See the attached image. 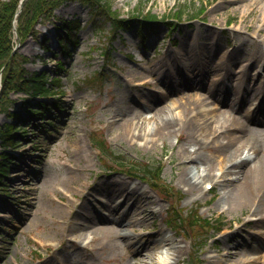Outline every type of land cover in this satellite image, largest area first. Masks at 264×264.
I'll return each instance as SVG.
<instances>
[{"label": "rangeland", "instance_id": "rangeland-1", "mask_svg": "<svg viewBox=\"0 0 264 264\" xmlns=\"http://www.w3.org/2000/svg\"><path fill=\"white\" fill-rule=\"evenodd\" d=\"M110 1L121 18H132L133 15L143 17L150 14L155 15L158 21L151 27L145 25L139 31L131 27L117 30L114 36L112 34L110 36L112 26L108 17L97 13L85 0H70L54 12L53 16L39 21L31 33L33 35H28L16 44L18 54L29 59L26 66L29 71L40 68L39 56H41L45 71L61 73L59 85L62 86L60 89L62 93L46 99L37 96L31 99L44 100L49 105L56 103L57 109L52 110L54 113L49 112V115L43 116V119L33 118L24 112H22V117L25 119L23 121L15 120L10 116L21 108L22 98L29 97L25 93H11L10 103L7 104L9 112L0 111V125L20 124L28 132L27 137L18 140V147L14 148L12 145L7 147L13 157L9 161L10 167L6 177L3 178L6 191L0 190V264H137L135 260L141 255L140 251L121 240L109 239L99 234H95L94 238L90 232L85 237L71 234L76 225L69 226L60 235L57 234L60 229L57 227L59 225L52 221L51 209L38 212V205L33 203L37 200L33 190L36 183L40 184L44 178H53L61 182L67 170L71 169V162L75 161L74 151L80 146L79 140L83 141L93 162L90 165L91 170L84 174V181L89 183V189L79 191L80 198L78 195L73 200L70 196L73 204L82 200L86 203L88 197L92 199L91 203H94L97 210L106 214L104 203L100 202V205L96 201V198L106 195L94 191L106 180H124L131 187L138 186L156 200V203L151 205L156 211L155 216L147 211L144 215L145 226L140 227L136 234H141L145 240L155 238L161 231H166L168 236H174L180 245L185 247V254L177 264H193L195 255L199 256V264H209L205 259L210 256L215 264H233L235 260L224 254L229 248L237 245L241 247L244 245L250 249L252 256L255 251L259 252L254 253L256 257L261 258L257 264H264V217L249 222L247 208L233 210L227 205L221 207L225 203L218 204L222 187L215 180L201 179L200 188L195 190H190L179 181L177 162L184 155V152L180 151L181 146H185L187 151L195 149L185 132L181 138L178 137V133H174L153 146L146 145V141L141 137L136 140L123 138L119 134L118 127L110 124L117 113L118 105L130 104L134 110L148 117L160 108L171 106L175 115L179 116L182 114L179 110L183 106L192 107L193 103L207 99L205 90L169 86L167 83L169 76L167 73L163 76L161 65V61L171 52L178 50L185 43L188 45V39L193 32L196 34L197 45L210 46L206 39L207 34L202 30L205 26L215 31L220 51L228 52L229 60L234 61L232 67L234 71L246 66L244 52L252 53L259 49L258 60L253 65V70L249 69L250 78L245 87L250 89L252 94L256 87L255 80L260 78L258 84L263 86L264 91V83L262 84L264 34L256 32L255 23H248V27L246 26V39L234 32V28L242 27V20L247 17L243 9H239L237 5L244 4L245 9L248 4L252 11L250 17L260 19L264 17V11H260L264 8V0ZM217 4L220 6L215 12L213 7ZM179 11L184 12L182 18L179 22L169 20L174 24L169 30L165 25L166 17L174 16ZM211 17L215 19L213 25ZM93 18H96L102 29H95L91 24ZM63 19H77L81 24V29L72 31L77 38L76 46L68 43L67 54L59 49L55 50V54L51 51L45 52L44 46L53 45L54 28ZM240 48L241 50H237ZM216 60L217 57L214 61ZM62 63L64 66L60 65ZM100 71L104 73L102 75L105 76L104 82H102L103 78L87 81L97 76ZM220 72L213 69L205 77L207 80L210 78L215 80ZM165 76L166 80L163 78ZM250 94L249 98L239 104V108L234 111L239 124H248L259 107H264L262 102L264 92L257 97H252ZM209 106L217 113L229 109L224 103H210ZM149 124L151 125L150 122H146L147 126H150ZM236 127L234 124L232 130ZM31 130L35 132L29 135ZM17 134L20 132L18 131ZM246 134L248 138L259 144L257 149H252L250 152L253 160L251 163L258 159L264 161V123L250 124ZM92 136H95L99 142L105 139L110 143L114 155L122 156L130 163L140 165L143 162L150 164L162 162L164 168L161 179L175 190L181 191L184 196L179 202L178 209L170 212L166 200L138 179L127 175L125 172L129 168L128 165L119 167L112 163L108 152L106 153L109 158L101 159L92 145ZM2 150L3 142L0 138V153ZM200 154L216 164V176L224 172V169L222 171L219 168L218 153L203 150ZM203 165L202 162H198L200 173H204ZM107 166L110 169H107ZM205 182H211V190L206 191ZM127 204L128 202H123L122 208L127 207ZM89 206L92 207L91 204ZM197 208H200V218L210 219L213 226L205 228L203 233L192 237L193 242L182 237L180 233L176 234L167 226L166 223L172 213L185 214ZM133 210L140 209L133 208ZM71 212L76 213L75 208ZM189 218L192 217L184 218L181 225ZM221 228L223 230L217 232ZM249 243L253 246L250 247ZM253 247H257L258 251ZM168 251L166 247L156 248V257L167 255ZM169 261L174 262L175 259L170 257Z\"/></svg>", "mask_w": 264, "mask_h": 264}, {"label": "bare ground", "instance_id": "bare-ground-1", "mask_svg": "<svg viewBox=\"0 0 264 264\" xmlns=\"http://www.w3.org/2000/svg\"><path fill=\"white\" fill-rule=\"evenodd\" d=\"M243 5L239 4L237 7L243 9L247 17L242 20V27L234 28V32L246 39V26L248 27V23H255L256 32L264 34V17L260 19L250 17L252 11L249 7L251 6L247 4V8L244 9ZM219 6L220 4L215 5L213 10L216 12ZM260 11H264V8ZM210 20L213 25L215 19L211 17ZM210 28L205 26L202 30L206 32V39L211 47L197 45L196 34L193 32L188 39V45L185 43L161 61L163 76L164 73L169 76L167 82L169 86L205 90V95H208L207 99L193 103L192 107L183 106L179 110L182 113L179 116L175 115L171 106L160 108L148 117L134 110L130 104L118 105L117 113L110 124L118 127L119 134L123 138L136 140L141 137L146 141V145L153 146L159 141L163 142L174 133H178V137L181 138L185 132L195 149L187 151L185 146H181L180 151H183L184 155L177 162L179 181L184 186H188L190 190H195L200 188L201 179L215 180L222 187V195L218 204L225 203L221 207L227 205L233 210L247 208L248 214L253 210L259 216L264 215V161L258 159L251 163L253 160L250 152L252 149H257L259 144L248 138L246 134L250 124L264 123V107H259L257 113L249 119L248 124H239L234 114L239 104L249 98L250 89H247L245 84L250 78L249 69L253 70L260 51L257 49L252 53L244 52L246 66L234 71L232 68L234 61L229 60L228 52L220 51L215 31ZM215 57H217L216 62ZM213 69L221 72L217 74L218 77L215 80L211 78L207 80L205 75ZM163 78L167 79L166 76ZM259 79L255 80L256 87L250 94L252 97H257L264 92L263 86L258 84ZM216 102L227 104L229 109L215 112L214 109L209 108V105ZM262 102L264 103V100ZM146 122H150L151 125L147 126ZM234 124L237 127L232 130ZM78 142L80 146L76 147L73 154L75 161L71 162L72 167L67 170L61 182L53 178H44L40 184L36 183L35 187L32 186L37 197L33 203L38 205V212L51 209L52 221L59 225L57 227L60 230L56 232L59 235L69 226L76 225L71 234L85 237L90 232L94 238L95 234H99L109 239L126 242L140 251L141 255L135 260L137 264H177L180 262L185 254V247L180 245L174 236H168L166 231H161L155 238L145 240L141 234H136L140 227L145 226L146 212L148 211L152 216L156 214L154 208L151 207L156 200L138 186L131 187L126 181L120 179L106 180L101 184L94 192L106 193L103 204L107 210L106 214L99 210L89 211L82 201L73 204L70 196L77 197L79 191L89 189V183L84 181V174L91 170L90 165L93 162L83 141ZM203 150H212L219 154V168L222 171L224 169L221 175L216 176V164L200 154ZM199 161L204 164L202 170L204 173L199 171L197 166ZM78 197L80 198V195ZM118 197H122V200L119 201ZM99 200L103 199L99 198ZM122 201L128 202L127 207L122 208ZM76 207L83 211L71 212ZM133 208L140 210L134 211ZM249 246L253 245L249 243ZM160 247H166L169 251L167 255L156 257V248ZM253 249L258 251L257 247ZM249 251L250 249L244 245L242 247L237 245L229 248L224 256L233 258L235 260L233 264L259 263L261 258L254 254L259 252L255 251L252 256ZM170 257H173L175 261H169ZM205 260L209 264H215L211 256Z\"/></svg>", "mask_w": 264, "mask_h": 264}, {"label": "trees", "instance_id": "trees-1", "mask_svg": "<svg viewBox=\"0 0 264 264\" xmlns=\"http://www.w3.org/2000/svg\"><path fill=\"white\" fill-rule=\"evenodd\" d=\"M66 0H26L23 5L22 11L17 16V35L20 40H23L25 37L33 33L34 26L38 19L47 18L50 16L52 10L57 7L59 4L63 3ZM99 12L101 13L103 9L105 13L113 14L111 11V5L107 4L106 0H85ZM20 0H9L2 1L0 0V73H1V92H0V109L3 111L7 110L6 103L8 102V96L12 92H19L23 90H31L32 95H47L53 92L54 84L58 85L56 82L59 78V73L53 74H44L39 80V77L36 75H30V72L25 68L24 64L27 63V59L23 56L18 55V53L13 52L15 45L16 34L13 31V20L16 15L18 5ZM153 18L154 16H150ZM95 20V19H94ZM150 20V19H148ZM119 22V21H118ZM118 22L113 23L114 28L117 29L121 24ZM95 23V21H93ZM126 25V24H125ZM39 80V81H37ZM42 102H36L31 104L29 100L23 101V109L31 112L30 107L40 106ZM13 117H20V113L15 112ZM19 126L18 128H20ZM14 124H4L0 126V137L2 139L3 145L15 144L14 134L11 131H16ZM25 135L23 129L20 130ZM93 143L99 149L102 156L106 155V152L111 154V148L107 145L106 141L99 142L95 137H93ZM113 154V152H112ZM9 153L3 152L1 154L0 161V182L1 177L4 176L5 170L7 168L6 161L11 159ZM115 163L119 166L128 164L127 160L124 157L114 156ZM130 165L129 173L131 175L140 178L148 182L149 186L166 197L168 201L171 202V207L175 208V201L180 202L182 196L169 184L162 181V170L163 166L160 163L150 165L148 163H140V165ZM174 197V198H173ZM181 214V213H180ZM175 213L173 217V222L178 224V222H183V215ZM197 218V217H195ZM172 220V217H171ZM198 221L197 219H195ZM194 222L189 223V227H193Z\"/></svg>", "mask_w": 264, "mask_h": 264}]
</instances>
